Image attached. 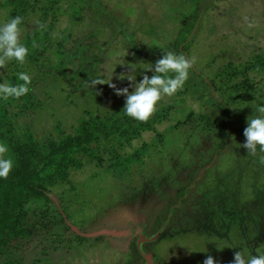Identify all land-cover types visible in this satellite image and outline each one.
<instances>
[{
  "label": "rangeland",
  "instance_id": "374dc122",
  "mask_svg": "<svg viewBox=\"0 0 264 264\" xmlns=\"http://www.w3.org/2000/svg\"><path fill=\"white\" fill-rule=\"evenodd\" d=\"M16 16L29 54L0 69V83L19 72L32 82L26 96L0 99V143L13 158L9 140L30 137L43 150L90 138L77 165L17 211L21 235L2 234L0 264H129L135 251L136 264L209 255L232 264L236 251L264 254V153L236 146L264 105V0H0V25ZM166 50L195 64L146 123L124 113L126 97L108 84L89 86L111 79L131 93L134 82L118 77L151 78L145 69ZM221 105L225 137L208 121Z\"/></svg>",
  "mask_w": 264,
  "mask_h": 264
},
{
  "label": "clouds",
  "instance_id": "9594fccd",
  "mask_svg": "<svg viewBox=\"0 0 264 264\" xmlns=\"http://www.w3.org/2000/svg\"><path fill=\"white\" fill-rule=\"evenodd\" d=\"M23 18L16 16L0 25V69L6 67L8 62L17 61L23 65L29 54L28 47L21 42L20 25ZM38 29H45L46 26L36 21ZM252 27V24L248 25ZM32 47L36 44L33 42ZM127 54V52H126ZM195 64V57H187L184 54H177L173 51H163L162 58L158 59L154 65L150 64L146 71H152L154 74L149 78L143 75L140 82L135 83V75L123 74L119 79H127L134 82V90L129 93L128 88L117 89L116 85L111 83V79L105 81L101 78L93 79L89 86L94 88L96 85L108 84L115 90L117 96H125L124 113L137 121L147 122L156 112L157 104L164 97H172L178 91L182 90L188 79L189 71ZM135 71L131 68V72ZM18 82L15 84L4 82L0 83V99L7 101L9 98L20 99L30 92L31 76L25 72L17 73ZM255 112L258 115H251L246 118L247 127L243 131L245 142L236 146L243 147L249 155L255 156L257 150L264 153V105H257ZM235 141V138H232ZM9 153L6 143H0V178L6 179L14 166V161ZM261 163H264V156L261 157ZM203 264H216L212 256H207ZM232 264H264V254L245 256L242 252L236 251Z\"/></svg>",
  "mask_w": 264,
  "mask_h": 264
},
{
  "label": "trees",
  "instance_id": "16d2710c",
  "mask_svg": "<svg viewBox=\"0 0 264 264\" xmlns=\"http://www.w3.org/2000/svg\"><path fill=\"white\" fill-rule=\"evenodd\" d=\"M107 19L105 16H101ZM109 21V20H108ZM191 27L186 30V33L181 35L178 45L181 50L186 51L184 38L190 34ZM177 46V44H176ZM168 51V50H166ZM243 71H238L237 68L225 75L226 82H231V79L238 78L237 75L249 71V65L243 67ZM229 79V80H228ZM245 84H248L245 83ZM226 106H219L218 115L211 116L208 120L211 125L218 129L220 137H225V120L228 119L229 111ZM83 124V123H82ZM113 134H116L118 141L128 140L125 134L130 131H119L117 123L112 122ZM83 129V127H82ZM107 138L112 136V133H106ZM114 136V135H113ZM90 138L89 134L84 131L83 136L68 137L59 144L49 143L47 149L41 150L39 146L27 137L22 144L13 140H9L8 144L14 154V166L6 179L0 178V246L5 244L2 234L8 233L13 238H18L21 235V230L18 228L22 213L17 211L29 200L37 197L42 192V184L47 183L52 185L55 180H62L66 175V170L69 166L77 165L75 156L81 154L83 144ZM113 138V137H112ZM222 147V144H220ZM136 255V256H135ZM132 255L129 264H136L138 254L135 251ZM137 257V258H136Z\"/></svg>",
  "mask_w": 264,
  "mask_h": 264
},
{
  "label": "water",
  "instance_id": "95a60500",
  "mask_svg": "<svg viewBox=\"0 0 264 264\" xmlns=\"http://www.w3.org/2000/svg\"><path fill=\"white\" fill-rule=\"evenodd\" d=\"M98 234L100 235L101 233L99 232V233H97L96 235H98ZM149 264H150V263H149Z\"/></svg>",
  "mask_w": 264,
  "mask_h": 264
}]
</instances>
